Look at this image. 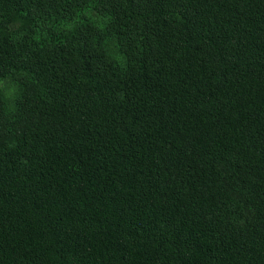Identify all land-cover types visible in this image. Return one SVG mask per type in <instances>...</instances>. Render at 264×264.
Instances as JSON below:
<instances>
[{
    "label": "trees",
    "instance_id": "trees-1",
    "mask_svg": "<svg viewBox=\"0 0 264 264\" xmlns=\"http://www.w3.org/2000/svg\"><path fill=\"white\" fill-rule=\"evenodd\" d=\"M5 79L0 264H264V0H0Z\"/></svg>",
    "mask_w": 264,
    "mask_h": 264
},
{
    "label": "rangeland",
    "instance_id": "rangeland-1",
    "mask_svg": "<svg viewBox=\"0 0 264 264\" xmlns=\"http://www.w3.org/2000/svg\"><path fill=\"white\" fill-rule=\"evenodd\" d=\"M5 79L3 82L0 83V88H3L5 92L10 93L12 91V82L6 81ZM6 81V82H5Z\"/></svg>",
    "mask_w": 264,
    "mask_h": 264
}]
</instances>
